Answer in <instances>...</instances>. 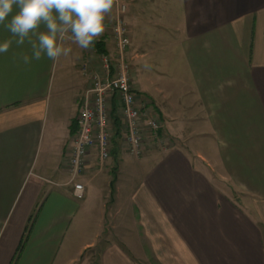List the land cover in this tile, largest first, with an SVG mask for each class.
<instances>
[{
  "label": "crops",
  "instance_id": "obj_1",
  "mask_svg": "<svg viewBox=\"0 0 264 264\" xmlns=\"http://www.w3.org/2000/svg\"><path fill=\"white\" fill-rule=\"evenodd\" d=\"M127 1L133 87L165 147L133 160L144 170L123 202L130 157L116 154L111 174L92 159L79 202L65 160L91 86L84 72L103 55L68 41V60L25 65L13 55L29 45L13 43L0 54V264H89L103 238L99 264H264V0ZM112 25L97 39L110 55ZM9 35L0 27V41ZM92 219L93 240L73 248Z\"/></svg>",
  "mask_w": 264,
  "mask_h": 264
},
{
  "label": "built area",
  "instance_id": "obj_2",
  "mask_svg": "<svg viewBox=\"0 0 264 264\" xmlns=\"http://www.w3.org/2000/svg\"><path fill=\"white\" fill-rule=\"evenodd\" d=\"M116 20L110 33L114 41V55H103L102 74L91 75V86L84 93L78 115V130L72 139L65 160L69 174L67 186L73 187L74 196L83 200L85 186L80 182L90 167L92 159L103 166L116 148L113 111L120 121L119 137L124 151L132 157H140L151 144L164 142L160 137L161 119L149 109L133 87L129 49L130 29L126 21L129 10L127 0H114ZM115 101V102H114Z\"/></svg>",
  "mask_w": 264,
  "mask_h": 264
},
{
  "label": "clouds",
  "instance_id": "obj_3",
  "mask_svg": "<svg viewBox=\"0 0 264 264\" xmlns=\"http://www.w3.org/2000/svg\"><path fill=\"white\" fill-rule=\"evenodd\" d=\"M113 4L114 0H0V27L10 34L0 41V54L13 43H27L31 55L20 52L13 60L28 65L43 57L56 61L68 56V41L89 50L103 35Z\"/></svg>",
  "mask_w": 264,
  "mask_h": 264
},
{
  "label": "rangeland",
  "instance_id": "obj_4",
  "mask_svg": "<svg viewBox=\"0 0 264 264\" xmlns=\"http://www.w3.org/2000/svg\"><path fill=\"white\" fill-rule=\"evenodd\" d=\"M115 12V6L113 5V7H112V10H111V12L109 13V14H107L106 16H111L113 13ZM105 27H107V26H111L112 25V22H111V20H107V21H105ZM68 58H70V54L68 55V56H63V59H67L68 60ZM93 62L92 63V70H93V73L94 74H97L98 72H100V73H102L101 72V70H103V62L101 61V58L99 57V55H97V53L95 52V51H93V56H92V58L90 59V62ZM131 64V63H130ZM84 73H86V72H84ZM92 73V72H91ZM131 76H132V79H133V81H135V77H134V74H133V72H132V66H131ZM133 84H134V82H133ZM142 101H144V104L146 105V107L147 108H149V103H148V101L145 99V98H140ZM118 143H119V141H118ZM152 146H149L145 151H144V153L146 152V151H148V150H157V149H160V148H164L165 147V145H164V142L162 143V142H160V143H156V145L155 144H151ZM124 149H125V147L123 148V145H122V141H121V152L120 151H118L117 152V154H124V156L126 155V157H130L129 158V160H130V167L129 166H127V164H125L124 162H122L121 161V186H123V188H124V190H122L121 191V202H123V200L127 197L126 196V194H127V188L129 189V190H131V188H133L134 189V185H132L131 186V176H134V175H132V174H134V173H136V172H142L144 169L143 168H141V167H139V169H137V168H135L134 169V167H133V165L135 164L134 162L135 161H133V160H138V159H140L141 158V156L144 154H142L140 157H132V156H130V155H128L127 153H126V151H124ZM150 152H152V151H150ZM116 154H112V156H111V158H110V160L107 162V163H105V167L102 169V170H104V171H106L105 172V174H111L110 172H111V169H112V163L114 162V156H115ZM137 162V161H136ZM126 166V167H125ZM114 167V166H113ZM113 169H115L116 171H115V173H117V172H119L120 170L119 169H116V167H114ZM112 169V170H113ZM99 170H101V169H99ZM131 172V174H129ZM86 173V172H85ZM130 176V177H129ZM133 181V180H132ZM105 184V183H104ZM106 187H107V185H106ZM126 188V189H125ZM108 190H109V188H107ZM100 195H101V192H99V193H97L96 194V199H95V205H98V203H101V201H100ZM114 198V197H113ZM79 202H81V203H84L83 202V200L82 201H79ZM122 206V205H121ZM125 214L123 213L122 215H121V226H122V223H123V221H124V218H122V216H124ZM86 224H85V226H84V228L81 230L80 228L78 229V232H77V236H75L76 237V242L75 243H71V245L73 246V248H76V247H79V246H81V241L83 240V241H91V240H93V238H94V235H95V233H96V231L98 230V226L96 225V220H94V219H92V220H86V222H85ZM126 225V224H125ZM121 228H123V227H121ZM122 234L123 235H126L124 232H122ZM127 236V235H126ZM127 237H129V236H127ZM131 238H133V236H131ZM107 238H103L101 241H99V243L96 245V247L92 250V251H89L86 255H85V257H84V261H85V259L86 258H89V264H99L98 263V260H99V253L101 252V250L102 249H104V247L107 245V240H106ZM133 246V245H132ZM121 247L123 248V249H125L127 252H133L134 254H135V250L136 249H132V248H129V249H126L124 246H123V244H121ZM133 248H134V246H133ZM82 260V261H83ZM81 261V262H82Z\"/></svg>",
  "mask_w": 264,
  "mask_h": 264
},
{
  "label": "trees",
  "instance_id": "obj_5",
  "mask_svg": "<svg viewBox=\"0 0 264 264\" xmlns=\"http://www.w3.org/2000/svg\"><path fill=\"white\" fill-rule=\"evenodd\" d=\"M94 46L96 47L97 49V52L101 55H107L108 52H107V49L105 48V45L102 43V42H97V40L95 41L94 43ZM116 114V109H114L113 111V114H112V117H113V125H114V128H115V137H114V143L117 147L118 145V141H119V137L121 135V127H120V121L119 119L115 116ZM73 134L75 133V131L72 132ZM117 150L115 149L113 151V154H117ZM38 211H39V208H37V210L34 211V213L31 215L29 221H28V225L26 227V230H25V234L23 236V240L21 242V245L18 249V252L16 254V257L15 259H18V257L20 256V253L22 252L27 240H28V236L32 230V227L34 225V222H35V219H36V216L38 214Z\"/></svg>",
  "mask_w": 264,
  "mask_h": 264
}]
</instances>
